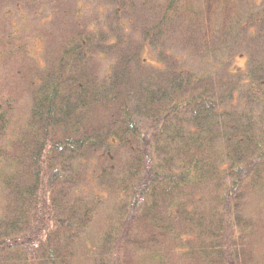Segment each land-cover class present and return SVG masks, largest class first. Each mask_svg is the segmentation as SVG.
Returning <instances> with one entry per match:
<instances>
[{
  "label": "trees",
  "instance_id": "1",
  "mask_svg": "<svg viewBox=\"0 0 264 264\" xmlns=\"http://www.w3.org/2000/svg\"><path fill=\"white\" fill-rule=\"evenodd\" d=\"M236 1L0 0V264H264V0Z\"/></svg>",
  "mask_w": 264,
  "mask_h": 264
},
{
  "label": "rangeland",
  "instance_id": "2",
  "mask_svg": "<svg viewBox=\"0 0 264 264\" xmlns=\"http://www.w3.org/2000/svg\"><path fill=\"white\" fill-rule=\"evenodd\" d=\"M253 1H255L256 3H258V1H256V0H253ZM236 2H238L239 3V5L240 6H242V7H245V6H247V5H251L253 2H250V1H248V0H237ZM250 3V4H249ZM31 20H33L32 22H34V23H37V21H38V19L37 18H28L25 22H26V25H27V29H29L30 30V26H29V24H30V21ZM147 51V50H146ZM149 51H147V52H145L144 53V56L146 57V59H149L150 57V52L148 53ZM244 64H245V57H243V56H238V57H236L235 59H234V61H233V65L234 66H236L237 68H241V67H244ZM258 197V198H257ZM256 198L253 196L252 198H251V200H250V202H264V200H262V199H260V197H262L261 195H259V196H257ZM261 214L263 215L264 214V211H262L261 212ZM89 249H88V247L86 246V245H84L83 247H82V251L80 250V253H77V255H76V258H75V260L73 261L74 263L73 264H83V263H85L86 261H87V258H86V256L84 255V253H86V251H88ZM256 253H258V255H260V257H264V250L262 251V250H259L258 252H256ZM84 260V261H83Z\"/></svg>",
  "mask_w": 264,
  "mask_h": 264
}]
</instances>
